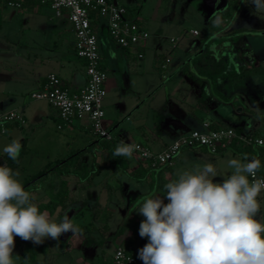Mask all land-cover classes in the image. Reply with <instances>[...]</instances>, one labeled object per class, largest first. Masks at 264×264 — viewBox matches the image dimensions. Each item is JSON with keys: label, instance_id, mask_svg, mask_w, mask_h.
I'll list each match as a JSON object with an SVG mask.
<instances>
[{"label": "crops", "instance_id": "obj_1", "mask_svg": "<svg viewBox=\"0 0 264 264\" xmlns=\"http://www.w3.org/2000/svg\"><path fill=\"white\" fill-rule=\"evenodd\" d=\"M116 1L119 2L118 0ZM177 1L179 0H170L172 2L171 6L174 7L171 8L172 12H170L171 15L169 14L168 19L170 22L182 24L186 21L185 18L188 12L187 8L184 7H180L178 11L177 7L175 8V2ZM200 1V9L204 14V19L206 20L204 23L207 26L208 32L205 37L195 38L191 43L188 42L186 46L182 44L179 36L174 37L176 38L175 48L172 49L173 43L170 41L169 57L160 56V53H158V50L162 47V43L159 41V36L161 35L158 36V39L155 40L156 43H154L157 48L156 56L153 60L154 66L159 67L157 64L159 58L163 61L162 65L167 64L166 66L169 68V72L164 74L165 81L162 83V85H165L166 99L156 110L160 119L155 122L154 126V131H160L161 134L158 136L155 134L149 136L143 131L144 127L141 125L138 126L139 131L137 132L145 136L147 139L146 145L156 151L165 148L181 134L194 128H200L202 122L205 120L210 121L213 127L232 126L237 128L240 126L247 132L255 133V130L261 126L260 118L262 117L260 116H264V12L253 10L252 6L242 4L241 0H215L213 2L215 5L213 6L211 0ZM17 9V12L14 11L11 14V18L16 16V14L18 15V12L21 13V17L25 20L27 28L30 30L35 29L36 32H40L42 35H47L48 32H62L65 25L70 23L66 15L61 17L55 16L54 11L47 2L26 0ZM0 13L2 17L0 27V85L4 84L5 86L0 88V113L8 110H17L25 118L24 123L12 124L4 132L0 126L1 133H10L9 140H28L29 137L27 135L24 136L25 130L32 128L30 127L31 123H33L32 120L36 121L39 115H41L40 117H44V115L55 117L58 122V128L62 122L57 110H55L54 115L50 111L44 113L38 110L27 115L26 111H24L25 109L22 107L29 105L28 101L24 102V104L18 103L20 101L18 100L19 98L17 99V96H26L29 91V94L32 96L33 92L42 88L46 76L50 72L57 73L62 78L64 84L71 90L81 89L86 83L85 60L76 55L75 38L70 44V50L68 48L63 53L55 51L57 47H60L59 42L49 45L40 41L38 38L39 35L34 37L28 36V40L30 41L19 44V47L10 41L7 36L2 35L6 29L5 24L7 20L5 19L3 10H0ZM137 14H139V11ZM137 14L135 15L129 10V16L133 19H138L139 24L146 28L145 22ZM217 14L221 20L219 26L213 23ZM240 16L243 18L239 20L238 24L237 20ZM23 28L19 27L18 31L22 32ZM70 29L73 32L72 27ZM12 32L14 31L12 30ZM198 32L196 35L191 33L194 36H199L201 32L199 30ZM98 38L102 55L101 66L107 72L102 61L108 59L114 70L113 78L111 81H107L106 87L108 86L114 90H119L122 88L124 81L127 80L129 81L130 88L135 90L130 75L132 73L139 74L138 68L134 64L137 60L143 59L144 61L146 58V50L150 46L149 38L145 46L123 49L111 39L104 24L100 26ZM52 45L53 52L50 53L48 49ZM63 47L67 46L63 45ZM20 48L25 51H19ZM139 51L144 54L142 58L137 56ZM12 62L14 65L8 67L9 63ZM190 62L193 64L191 67H189ZM219 62H222L224 65L223 72L212 77L210 69L212 65L218 64ZM143 64L145 70L146 63L143 62ZM46 66H49V68L44 69ZM38 68H43L44 70L38 71ZM165 68L161 66V69L164 70ZM151 89L152 87L147 91L150 93ZM147 91L146 89L142 90V94H148ZM152 95L153 93L149 97ZM17 103L18 106L14 107ZM139 107L140 104L135 107V110H139ZM129 116V114L126 116L128 120ZM68 126L72 127L73 133L77 137L79 135L81 136L80 132L90 130L86 121L83 122V120L77 119L68 124H63L59 129ZM105 126L110 129V127L119 126V123L117 120H110L106 122ZM165 135H171L173 138L172 141H166L163 138ZM115 140H118V144L121 140L126 142V133L121 132ZM255 149L258 152L257 158L260 159L261 165L264 166V144L255 146ZM185 150H188L187 153L190 161H203L202 156H206V158H213L210 159L212 162H218L216 156H214L215 153H211L205 147L196 146L185 148L177 155L171 166L156 170L157 177L160 180L175 178V175L170 178V175H167L164 171L173 172L177 161L183 160L182 153ZM217 153L223 155L221 160L225 158L224 156H227L225 158L226 162L228 159L244 156L237 152L233 146L222 149ZM93 155L97 157L98 161V158H101L100 161L102 162L105 161V163L100 164L102 167L109 165L110 160L106 151L99 152L98 154L91 153L89 155L85 153L81 158L90 162L93 159ZM0 162H2V158H0ZM135 168H130V170H134ZM218 170L222 172L220 167H218ZM228 171L230 172L229 169ZM114 172H116L114 175L117 182L120 184L123 183L118 176L120 171L117 170ZM50 177L52 178V176ZM68 180L71 183V177H68ZM38 182L32 185L34 194L43 192V196H41L44 197L49 183L45 187L43 185L39 187L37 185ZM147 184L149 187L151 186L149 182ZM157 185V188H159V183ZM126 186L128 187L130 185H124V187ZM160 195L163 196V194ZM137 196L129 195L127 200L122 199V197L115 201L120 203H133L137 200ZM36 197L39 196L37 195ZM112 200L110 199L108 201L106 207L114 201ZM260 200L261 204H263L264 196ZM79 201L84 202L85 200L80 199ZM36 202H40L39 198H37ZM74 203L76 204L77 202L74 201L71 204L70 208L72 210L74 209ZM126 236L129 237H125L123 243L119 246H125L129 241L128 247L132 248L138 256V250L147 244L146 239L133 235V232ZM136 241H139L138 245L135 244ZM102 255L105 260L104 264H110L113 254L107 258L105 257L106 254L102 253Z\"/></svg>", "mask_w": 264, "mask_h": 264}, {"label": "rangeland", "instance_id": "obj_2", "mask_svg": "<svg viewBox=\"0 0 264 264\" xmlns=\"http://www.w3.org/2000/svg\"><path fill=\"white\" fill-rule=\"evenodd\" d=\"M2 1H0V10H3L5 19L7 20L5 24L6 29L2 35L7 36L10 41L19 46V44H24L25 42L30 41L28 40V36L34 37L39 35V40L49 45L59 42L60 47H57L55 50L57 52L63 53L64 51H67L68 48L70 50V44L74 40V33L71 32L70 29L71 23H69L70 25L66 24L62 32H48L47 35H42L40 32H36L35 29L30 30L27 28L25 20L21 17V13L18 12V15L16 14V16L11 18V14H13L14 11L17 12L16 10L18 9L10 5L8 1ZM118 1L125 4L135 15L139 11V14L137 15H139V17L145 22V27L150 34V46L146 50L147 53L144 61L143 59H139V61L137 60L134 64V66L138 68L139 74L132 73V75H130L135 90L130 88L129 81L127 80L124 81L122 88L119 90H114L108 86V88L106 87L107 95L104 100L106 118L104 123L106 124V122H109L110 120L118 121L119 126L110 127L109 129L111 130L114 139L118 138L121 132H125L127 139L126 142H141L146 144V137L137 132L139 131L138 126H143V131L149 136L154 134L158 136L161 134L160 131H154L155 122L160 119L156 110L166 99L165 85H162V83L165 81L164 74L169 72V68L167 66L164 70L161 69L163 61L159 58L157 62L159 67H155L153 64V60L155 59L157 52L156 44H154L156 43L155 40L158 39L159 35H161L159 36V41L162 43V47L158 50V53H160V56L163 57L168 56L171 44L170 39L172 37L174 38L179 36L184 46H186L188 42L191 43V41L195 38L205 37L206 33H208L207 26L204 23L206 20L204 19V14L200 9V0H179L175 2V8L177 7L178 11L180 7L187 8L188 14L185 18L186 21L182 24L169 21L168 16L170 12H172L171 8L174 7L171 6L172 2H170V0ZM23 25L25 26L24 28ZM19 27L23 28L22 32L18 31ZM193 29H198L201 32L200 35L194 36L191 33V30ZM12 30L14 32H12ZM63 45H66L67 47H63ZM52 47L53 45L50 49H48L50 53L53 52ZM21 50L22 49L20 48L19 51ZM24 51L25 50H22V52ZM143 62L146 63L145 70ZM190 63L189 67L193 66V64ZM102 64L106 67L108 74L107 81L109 82L113 78V66L109 63L108 59L102 61ZM12 65H14L13 62L9 63L8 67H11ZM48 68L49 66L44 67V69ZM44 69L38 68V71H42ZM125 76L127 77V75ZM107 81L105 86L107 85ZM3 87H5L4 84L0 85V88ZM150 87H152V89L149 93L147 90L150 89ZM144 89H146L148 94H142V90ZM29 93L30 91L26 96H17V99L19 98L18 100L20 101H17L18 103L24 104V102L28 101L29 105L22 107L25 109L24 111H26L27 115L37 110L39 112L43 111L44 113L50 111L54 115L55 110H57L54 106H52L45 99L33 98ZM151 93H153V95L149 97ZM18 103L15 104L14 107H17ZM138 104H140L139 110H135V107ZM127 114L130 115L129 120L126 118ZM40 116L41 115H39L36 121L32 120L33 123L30 125L32 128H28L27 130L24 129L26 133H24V136L27 135L29 137L28 140H26V142L25 140H19L22 146L24 145V142L26 143L27 153L23 155L18 162L10 165L14 171H18L20 173V179L22 182L28 179L31 175L43 170L51 161L62 158L66 155V153L72 150L84 149L92 142L96 141V146L92 152L88 153V155L91 153L98 154L100 152L98 145L100 144L99 138L101 137L95 135L91 130L82 131L80 132L81 136L79 135L77 137L75 136V133H73V129L70 126L59 129L58 122L55 117H48L45 115L44 117ZM260 117H262L260 118L261 126L256 129L253 134L256 137L264 138V116L262 115ZM84 121L86 120H83V122ZM9 135L10 133H1L0 127V158H3V155L5 154L3 152V147L12 141L9 140ZM163 138H165L166 141H172L173 139L171 135H165ZM116 142L118 143V140H116ZM187 152L188 150H185L182 153L183 160L177 161L173 172L167 170L164 171L167 175H170V178L175 175L179 168H192L196 165L202 166L204 163L208 162L212 163L215 167H217V169L220 167L222 171L220 172L218 170L220 173L224 175L228 174L229 171L225 161L227 156H224L225 158L221 160L223 155L215 153L214 156L217 158V163L210 160L213 158H206V156H202V159H204L203 161H190ZM98 159L100 164L105 163V161H100L101 158ZM128 160L129 168L131 169L139 166L140 164V160L135 154H133L132 158ZM0 164L3 165L6 163L0 162ZM143 164L146 166L145 163ZM114 171L117 170L113 167L111 162L107 167L103 166L102 173L93 179L94 184L90 187L85 186L86 183L80 185V183H77V179L75 177H71L73 199L77 203H74V209H71L72 211L68 214L69 217L72 218L74 222L83 230L82 235H72V233L69 232L62 235L59 241L46 239L43 244H39L46 246V251H40L37 254V260L34 262L27 261L21 255V250L25 244L24 242L29 241H23L19 237H16L15 248L13 251L16 264H104L105 260L102 257V253L106 254V258L111 256L114 253L115 248L123 243L124 238L129 237L126 235H130L131 232H133L132 229L135 221L141 216L135 210L142 197L147 196L152 192L164 194L163 186L169 181L168 179L160 180L157 177V171H155L151 176V180L153 181V186L151 188L146 181L142 183L137 181L136 178L130 176L126 171H120L118 175L119 178H121L124 185H130L128 187H124L123 183L120 184L117 182L114 175L116 172ZM50 176L46 180H40L37 185L39 187L42 185L45 187L51 180H54V177L52 176L51 178ZM222 179L223 177L219 176L214 178L216 182H220ZM158 183L160 185L159 188H157ZM42 193L43 192H40L35 195L39 196L37 197L39 200L47 199L44 198L45 195L42 197ZM129 195H138V198L133 203H120L115 201L116 199H121L122 197V199L127 200ZM262 196H264V194H262L260 198H262ZM80 199H84L86 202H81L79 201ZM108 199H113L114 201L112 200L113 202L109 203L108 210L104 214V209H106V204L109 201ZM261 210L264 212V203L262 204ZM62 214L63 213L60 214L57 212L55 215L50 216L59 221L63 218ZM124 221L128 222L126 230L123 234L117 236L116 233ZM105 223L108 224V230L103 228V224ZM90 224H93L92 226L94 227H90ZM89 238L92 239L91 244L89 243L91 241ZM135 244L138 245L139 241H136Z\"/></svg>", "mask_w": 264, "mask_h": 264}, {"label": "clouds", "instance_id": "obj_3", "mask_svg": "<svg viewBox=\"0 0 264 264\" xmlns=\"http://www.w3.org/2000/svg\"><path fill=\"white\" fill-rule=\"evenodd\" d=\"M241 3L264 12V0ZM213 23L220 25L218 14ZM21 148L14 139L3 152L18 162ZM137 149L121 140L112 155L131 159ZM226 164L230 170L226 175L210 162L178 169L175 178L164 184L163 196L152 192L142 197L135 211L144 217L139 236L148 240L138 250L143 264H264L260 200L264 177L257 175L261 161L245 154ZM218 176L222 181L214 180ZM36 201V195L25 190L20 173L0 165V264H16V237L39 245L46 239L59 241L69 232L82 235L68 213L57 221L48 211H41Z\"/></svg>", "mask_w": 264, "mask_h": 264}, {"label": "built area", "instance_id": "obj_4", "mask_svg": "<svg viewBox=\"0 0 264 264\" xmlns=\"http://www.w3.org/2000/svg\"><path fill=\"white\" fill-rule=\"evenodd\" d=\"M26 0H9L14 7H21ZM49 3L55 16H67L71 23L75 38V52L85 63L86 83L79 90L68 88L62 78L55 72H50L41 89L32 93L36 99H45L57 109L63 124L74 120H86L90 130L97 136L111 140L110 130L105 126L104 100L107 95V72L101 66L102 55L99 46V29L104 24L111 39L121 48L145 46L150 36L146 28L129 16L126 5L116 0H39ZM198 34V30H191ZM172 49L175 48L176 38H171ZM137 56L142 58L143 52ZM166 67L165 64L162 65ZM25 122L24 115L17 110L0 113V122ZM4 132V127L2 128ZM129 143V142H127ZM138 146L133 153L138 159L151 168L160 169L173 164L177 153L184 148L196 146L205 147L211 153H217L228 147L262 145L264 139L253 133L237 130L236 127L213 128L210 121L202 122L200 128L191 129L181 134L176 140L162 150H153L141 143H131ZM264 177V174H257ZM147 243L148 240L145 238ZM122 253V255H121ZM110 264H143L136 254L125 246L115 248Z\"/></svg>", "mask_w": 264, "mask_h": 264}, {"label": "trees", "instance_id": "obj_5", "mask_svg": "<svg viewBox=\"0 0 264 264\" xmlns=\"http://www.w3.org/2000/svg\"><path fill=\"white\" fill-rule=\"evenodd\" d=\"M6 1L9 0H5V2ZM134 20L139 23L138 19H134ZM1 24H2V17L0 13V27ZM223 68L224 65L222 62L212 65V68L210 69L211 76L215 77L219 73L223 72L222 70ZM12 124H22V123L17 121H10L4 123L0 122L1 127L2 128L4 127L5 131ZM213 128H217V127H213ZM236 129L239 131L243 130L240 126L237 127ZM25 142L21 148L19 159L27 153ZM99 142H100V144L98 145L99 151L107 152L109 156V160L112 163L113 167L116 168V170L126 171L130 176L136 178L137 181L149 182L151 184L150 187L152 188L153 181L151 180V176L157 169L151 168L150 166L147 165L145 166L143 162L140 161L139 166H137L134 170H130L128 158L123 156L115 157L112 155L113 151L118 145L114 137L111 140H107L105 138L103 139L101 137L99 138ZM95 146H96V141L84 149L72 150L66 153V155H64L62 158L51 161L50 163L47 164V166L43 170L31 175L28 179L22 182L25 187V190L29 191L30 193H34V188H32V185H34L39 180L48 178L50 174H52V176L54 177V180L49 182L48 188H46L45 191V198L47 199H42L38 203L41 211L46 210L49 212L51 216L55 215L57 212H59L60 214L63 213L62 214L63 216L65 213H69L71 211L70 206L74 202V199H73V190L71 187V183L68 180V177H75L77 179V183H82V184L86 183L85 186L87 187H90L91 185L94 184L93 179L97 175H100L102 173V166L100 165L95 155H93V159L90 162H88L87 160L81 157L85 153L92 152ZM255 146H261V145H248L242 147L233 146V147L236 149L237 152L243 155L247 154L249 159H251L252 157H257L258 155ZM2 162L6 163L7 166L9 167H11L10 165L16 163L13 162L11 159H9L6 154L3 155ZM259 173L264 174L263 165ZM85 202L86 201H84V203ZM166 203H168V201L165 198V204ZM105 208L106 209H104V214L108 210V207ZM143 219L144 217L141 215L135 221V224L133 226V235L139 236V226ZM92 225L93 224H90V227H94ZM127 225L128 222L124 221L123 224L120 226L119 230L117 231L116 235L118 236L123 234L124 231L126 230ZM103 228L105 230H108V224L107 223L103 224ZM89 243L90 244L92 243V239ZM128 245H129V241L126 243L125 247H127L131 252L135 254V251L132 248H129ZM46 249H47L46 246L37 245L29 241V242H25V244L23 245V248L21 250V255L27 261L34 262L37 260L38 252L46 251Z\"/></svg>", "mask_w": 264, "mask_h": 264}, {"label": "flooded vegetation", "instance_id": "obj_6", "mask_svg": "<svg viewBox=\"0 0 264 264\" xmlns=\"http://www.w3.org/2000/svg\"><path fill=\"white\" fill-rule=\"evenodd\" d=\"M243 17L242 16H240V18L237 20V23L239 24V20H241Z\"/></svg>", "mask_w": 264, "mask_h": 264}, {"label": "water", "instance_id": "obj_7", "mask_svg": "<svg viewBox=\"0 0 264 264\" xmlns=\"http://www.w3.org/2000/svg\"><path fill=\"white\" fill-rule=\"evenodd\" d=\"M214 1H215V0H211V2H212V6L215 5V3H213Z\"/></svg>", "mask_w": 264, "mask_h": 264}]
</instances>
